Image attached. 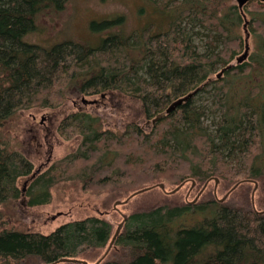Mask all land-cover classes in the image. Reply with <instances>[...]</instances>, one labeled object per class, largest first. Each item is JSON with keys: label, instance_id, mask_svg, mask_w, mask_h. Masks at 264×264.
<instances>
[{"label": "trees", "instance_id": "16d2710c", "mask_svg": "<svg viewBox=\"0 0 264 264\" xmlns=\"http://www.w3.org/2000/svg\"><path fill=\"white\" fill-rule=\"evenodd\" d=\"M69 1L0 0V127L19 110L51 104L64 84L89 93L119 90L139 100L140 116L152 119L202 87L157 120L161 129L155 135L137 119L120 132L103 130L97 114L70 113L60 131L78 132L81 143L42 172L32 170L25 154L9 150L8 142L0 143V204L21 198L23 208L49 203L51 188L71 178L86 191L126 185L127 193L150 182L204 185L214 177L226 186L264 182L263 1L248 29L255 51L220 78L217 72L236 61L244 43L240 25L245 18L232 0H145L153 20L139 29H128L124 14L93 20L92 28L102 34L94 44L64 39L46 46L26 40L40 13L61 10ZM159 17L162 21L154 22ZM209 86L211 104L198 102L196 96ZM29 175L24 203L18 181ZM259 205L254 207L247 195L241 206L214 198L137 211L114 241L126 251L124 258L97 264H264V204ZM4 215L0 208V264H94L58 261L88 259L113 236L112 223L95 215L49 233L8 226Z\"/></svg>", "mask_w": 264, "mask_h": 264}, {"label": "rangeland", "instance_id": "374dc122", "mask_svg": "<svg viewBox=\"0 0 264 264\" xmlns=\"http://www.w3.org/2000/svg\"><path fill=\"white\" fill-rule=\"evenodd\" d=\"M144 1L145 0H70L65 8L61 10L52 8L53 10L50 9L49 11L40 13L37 29L29 33V36L26 35L25 38L30 42H37L46 46L64 39L94 44L101 39L100 37L102 34L92 28L91 23L93 20L112 19L119 14H124L127 19L128 29H139V27L153 20V18H151L150 7L146 6ZM232 1L236 3V0ZM259 1L260 0H250L244 7L249 20V30L251 28L250 21L254 17L253 10L258 6ZM141 8H144L143 11H141ZM154 16L157 17L158 14ZM160 21H162L160 17L154 19V22L158 23ZM243 24L244 21L241 22L240 33L243 36L244 43L242 48L238 49L236 55H240L245 49L246 33ZM198 42L200 45H203L201 40H198ZM249 42L250 53L253 54L256 46L253 34L250 35ZM221 67L222 65H220L215 72ZM213 75H215V73H213ZM208 89H210V86L204 93L200 92L199 95L196 96L198 102L201 101L209 105L211 104L213 98L208 94ZM56 93L59 94L52 98L51 104L46 106H39L40 104H37L31 108L19 110L0 127V143H9V147L5 144H2V146H7L9 150H18L25 154L31 160L33 165L32 170L34 171H45L55 160H60L68 156V154L79 147L82 136L79 135L78 132L68 136L60 131L63 120L66 119L70 113L79 112V110L99 115L102 119L101 123L103 130L111 129L123 132L125 130V124L132 119H137L141 123L144 131L148 134L151 133L155 135V133H158L159 129H161V126L158 127L157 123H152V118L147 119L143 115L140 116L139 100L119 90L89 93L80 90L77 86L71 88L64 84L61 86V89L56 90ZM102 94H104L105 97H102ZM83 98H98L99 102L97 104L85 103ZM173 99H175V97L171 98L170 102ZM74 100H76V103H74ZM167 106L168 105H166L163 111H165ZM49 116L52 117L49 118ZM44 118H46V121L42 123ZM206 123H208V121ZM131 169L134 168L131 167ZM72 176H77V174H73ZM30 177L31 175L21 177L18 181V186L22 190L21 193L25 196L24 203L29 199V196L26 195L28 193V181L26 180ZM132 179L136 178L132 177L128 180L130 181ZM163 182L165 183L166 190L159 186L152 187L151 189L144 190L134 195L126 203H122L120 201H124L138 188L132 190L130 188L127 193L123 191V189L127 187L126 185L121 186V189L112 185H106L105 189L95 187L89 188V190L86 191L78 178H71L63 180L51 188L52 198L49 203L23 208L19 203V201L23 199L21 198L18 199V201L15 200L0 204V208L3 209L6 214L4 215V223L8 226L23 230L49 233L60 224L67 221L95 215L103 217L112 223L114 235L116 229L123 220V214L130 216L137 211L150 210L162 204L173 206L189 201L205 202L214 198L217 199V197L222 198L233 186V184L226 186L222 179L216 184L214 178H212L209 180L207 187L199 194L203 184L195 183L192 185L191 180H187L178 191L170 193L168 191L173 190L178 185L168 181ZM261 182L262 180H259L254 193L255 205L259 208V202L264 204V182ZM157 183L158 182L146 183L144 187ZM254 185L255 183L252 181L241 183L230 192L222 203L231 206L246 204L247 195L249 199L250 197L252 198V193L255 188ZM247 189L249 190L247 191ZM248 192H250V194H248ZM115 203H118L117 208L114 207ZM185 218L186 217L183 219ZM123 230L124 226L121 231ZM109 243L104 248L90 252L88 254V259H82H90L91 262L97 261L105 253ZM125 252L126 251L114 245L104 260L124 258Z\"/></svg>", "mask_w": 264, "mask_h": 264}, {"label": "water", "instance_id": "95a60500", "mask_svg": "<svg viewBox=\"0 0 264 264\" xmlns=\"http://www.w3.org/2000/svg\"><path fill=\"white\" fill-rule=\"evenodd\" d=\"M260 1H263V2H264V0H260ZM248 2H249V0H236L237 5H238V7L240 8V10H241V12H242V14L244 15V18H245V22H244V31H245V33H246V36H245V49H244L243 53H241L240 55L237 56L235 62H231V63L225 65L224 67H222V68L217 72V74H216V77H217V78H220V77L223 75V73H224L225 70H227V69H229V68H232L236 63H241V62L245 61V60L248 58L249 54H250V42H249L250 31L248 30V18H247V15H246L245 11H244V6H245ZM201 87H202V85H200L199 87H197V88L194 89L193 91L187 93L186 95L181 96V97H179V98L173 100V101L167 106V108L165 109V111L158 113V114L152 119V122L155 124V123L157 122V120H159L160 118H162V117H164V116L170 114L172 111H174L175 109H177V107H178L179 105H182V104H183L185 101H187L190 97H192L193 95H195V94L199 91V89H200ZM83 99H84L83 101H84L85 103H93V102L96 101V100H93V99H86V98H83ZM214 180H215L216 184L219 182V178H218V177H214ZM249 180H251L252 182L255 183V188H254L253 193H252V201H253V205H254V207H255L254 193H255V190H256V188H257L258 181H257V180H254V179H249ZM240 182H241V181H240ZM240 182L236 183V184H235V185H234V186H233V187H232V188H231V189H230V190H229V191H228V192H227L222 198H219V197H217V198H218L221 202L224 201V200L228 197V195L230 194V192H231L232 190H234V189L240 184ZM184 183H185V182H182L180 185H178V186L175 187L173 190L168 191V192H170V193H174V192L178 191V190L181 188V186L184 185ZM192 183H193V185H194V184H195V181L192 180ZM208 183H209V180L205 182V184L203 185V187H202L201 190H200V193H201V192L207 187ZM157 186H159V187H161L162 189L166 190L165 183H164V182H159V183H157V184H154V185H151V186H147V187H144V188H142V189H139V190L133 192V193H132L129 197H127L124 201H120V202H122V203H126V202L129 201L134 195H136V194H138V193H141V192L144 191V190L151 189L152 187H157ZM200 193H199V194H200ZM117 204H118V203H115L114 206H117ZM260 212H263V210L260 211ZM127 219H128V215L123 214V220H122V222L119 224L118 228L116 229V231H115V233H114V235H113V237H112V239H111V241H110V243H109V245H108V247H107L105 253H104V254H103V255H102L97 261H95L94 264L100 263V262H102V261L105 259V257L107 256V254H108V252L110 251V249L112 248V246H114V241H115L116 237L118 236V234L120 233V231H121L122 227L124 226V224H125V222H126ZM67 260H77V261L88 262V261H86V260H84V259H81V260H80V259H76V258H63V259H60L58 262H61V261H67ZM48 264H51V263H48ZM90 264H92V263H90Z\"/></svg>", "mask_w": 264, "mask_h": 264}, {"label": "flooded vegetation", "instance_id": "af4514ba", "mask_svg": "<svg viewBox=\"0 0 264 264\" xmlns=\"http://www.w3.org/2000/svg\"><path fill=\"white\" fill-rule=\"evenodd\" d=\"M79 94V93H78ZM102 97H105V95L104 94H102L101 95ZM84 100V99H83ZM93 100H96L95 102H93L94 104H97L98 102H99V99L98 98H94ZM74 103H76V100H74ZM52 117V116H51ZM50 116H49V118H51ZM47 118V117H46ZM46 118H44V120H42V123L44 122V121H46ZM35 129V128H34ZM36 130V129H35ZM50 159V158H49ZM38 171V170H37ZM27 181V180H26ZM114 207H118V206H114ZM129 217V216H128Z\"/></svg>", "mask_w": 264, "mask_h": 264}, {"label": "bare ground", "instance_id": "6f19581e", "mask_svg": "<svg viewBox=\"0 0 264 264\" xmlns=\"http://www.w3.org/2000/svg\"><path fill=\"white\" fill-rule=\"evenodd\" d=\"M145 2V1H144ZM64 4V3H63ZM148 4V3H147ZM154 4V3H153ZM155 5V4H154ZM38 15V14H37ZM38 20V19H37ZM38 24V23H37ZM162 31H163V29H162ZM107 33V32H106ZM15 114V113H14ZM212 116V115H211ZM208 117V116H207ZM148 119V118H147ZM151 119V118H150ZM147 122V121H146ZM154 124V123H153ZM152 124V125H153ZM111 128V127H110ZM117 128V127H116ZM149 186V185H148ZM255 186V185H254ZM146 187V186H145ZM189 213V212H188ZM200 218V217H199ZM200 221H201V219H200ZM179 225V224H178ZM114 249V248H113ZM81 260V259H80Z\"/></svg>", "mask_w": 264, "mask_h": 264}]
</instances>
